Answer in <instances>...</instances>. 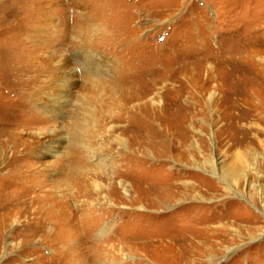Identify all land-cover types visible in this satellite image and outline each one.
<instances>
[{"label": "rangeland", "instance_id": "rangeland-1", "mask_svg": "<svg viewBox=\"0 0 264 264\" xmlns=\"http://www.w3.org/2000/svg\"><path fill=\"white\" fill-rule=\"evenodd\" d=\"M0 150V264H264V0H0Z\"/></svg>", "mask_w": 264, "mask_h": 264}, {"label": "bare ground", "instance_id": "bare-ground-1", "mask_svg": "<svg viewBox=\"0 0 264 264\" xmlns=\"http://www.w3.org/2000/svg\"><path fill=\"white\" fill-rule=\"evenodd\" d=\"M90 16H88V18H89ZM253 55V54H252ZM93 58V57H92ZM242 59V58H241ZM51 60V59H50ZM46 61V60H45ZM52 65V64H51ZM68 75V74H67ZM72 76V75H71ZM72 80V79H71ZM125 80L123 79V80H121V81H118V84L121 86V84H122V82H124ZM70 83V82H69ZM64 84H66V83H64ZM71 84H72V82H71ZM207 84V83H206ZM52 86H55V84H53V85H51V88L50 89H45L44 88V90L43 91H41V92H39V93H37V98H38V102L39 103H41V106H43V108H46L47 110H49V111H51V113L52 114H54V115H60V110L62 109L61 107H62V101H63V99H64V97L62 96V95H64L63 94V91H62V88L64 87H62L61 88V91L60 90H58V89H56L55 87H53L52 88ZM196 88V87H195ZM199 91V90H198ZM206 91H208V90H206ZM200 93V92H199ZM216 93H211L210 95H209V100L211 101L212 99H213V97H214V95H215ZM206 95H207V93H206ZM206 97V96H205ZM38 103V104H39ZM201 104V103H200ZM46 111V110H45ZM50 113V114H51ZM221 113V112H220ZM258 116V115H257ZM256 117V116H255ZM243 122V121H242ZM260 129H261V127H260ZM21 138V137H20ZM39 138V137H38ZM48 139H46V138H44V139H38V142H39V140H40V147H42V149L41 150H43V151H40V152H44V153H40V157H38L40 160H45V159H47L48 157H52V156H54L55 155V150H56V147H55V141L57 140V138H56V136L54 137V132H51L49 135H48V137H47ZM9 140V139H8ZM12 140H14V139H12ZM6 141V140H5ZM121 141V140H120ZM5 144V143H4ZM39 144V143H38ZM53 144H54V147L52 148V146H53ZM3 148V147H2ZM31 148V147H30ZM5 150V149H4ZM4 150H0V164H2L3 163V160L5 161V158H6V153H5V151ZM6 151H7V149H6ZM55 151V152H54ZM8 156V155H7ZM28 165V164H27ZM44 165H45V163H37V166L38 167H44ZM29 168V167H28ZM32 168V167H31ZM236 170H237V168L235 167V166H233L232 167V169H231V171L229 172V174L230 175H234V174H236ZM41 172V171H40ZM84 172L83 171H81L80 172V170L78 169V166L77 167H72L70 170H69V178H70V180L72 181L73 180V182H72V184H73V186L74 185H76V189H77V191H75V192H72V188H73V186L71 187H68V190L66 191V193L64 194V195H61V196H59V198H53V199H56V200H54V201H56L55 203V208L56 207H64L65 205H66V200H68V199H70L72 196H74L73 198H77V196L79 195V190L81 191L80 192V195L82 194L83 195V193H82V191H85L86 190V188H87V185H86V182L88 181V179H87V181L85 180V176H87V175H85V174H83ZM53 174V173H52ZM241 175V174H240ZM45 177V176H44ZM232 177H234V176H232ZM87 178V177H86ZM70 181V182H71ZM71 184V185H72ZM41 186V185H40ZM97 188V187H96ZM101 190V189H100ZM78 192V193H77ZM124 192L125 193H128L129 192V188L128 187H125L124 188ZM84 193H86L87 194V192L85 191ZM43 196V195H42ZM34 197V196H33ZM46 200V199H45ZM52 200V199H51ZM58 200V201H57ZM74 201V200H73ZM31 202V201H30ZM29 202V203H30ZM38 202V201H37ZM50 205V204H49ZM41 207V206H40ZM49 207V206H48ZM71 208V207H70ZM33 209V208H32ZM44 209V208H43ZM45 210V209H44ZM43 210V211H44ZM43 211H42V213H43ZM52 211H54V209L52 210ZM72 211V210H71ZM70 213H72V212H70ZM17 214V213H16ZM60 215V214H59ZM76 215H77V213H76ZM18 216H19V214H18ZM41 216H42V214H41ZM81 216V215H80ZM92 216V215H91ZM10 217V216H9ZM31 217V216H30ZM79 217V216H78ZM89 217V216H88ZM85 218V217H84ZM90 218V217H89ZM93 218V217H92ZM25 219V218H24ZM88 219V218H87ZM45 220V219H44ZM95 220V219H94ZM1 221H2V219H1ZM20 221V220H19ZM59 221V220H58ZM6 222H8L6 219L4 220V223H5V225H6ZM72 222V221H71ZM95 222H96V220H95ZM50 223H51V221H50ZM82 223H84V222H82ZM86 223V222H85ZM77 224V223H76ZM80 224V223H79ZM4 225V226H5ZM72 225V224H71ZM81 225V224H80ZM70 227V226H69ZM86 227V226H85ZM90 227H91V225H90ZM89 227V228H90ZM74 228V227H73ZM109 226H107L106 228H104L103 230H101V232H100V234H102V235H106V233L108 234V232H110V230H109ZM67 229V228H66ZM75 229V228H74ZM86 229V228H85ZM2 230V229H1ZM46 230V229H45ZM88 230V229H87ZM86 230V231H87ZM53 231V230H52ZM82 231V230H81ZM90 231V230H89ZM100 231V230H99ZM67 232L69 233V234H71V230H70V228H68L67 229ZM74 233V232H73ZM84 236V235H83ZM95 239V238H94ZM90 240V239H89ZM92 240V239H91ZM45 242V241H44ZM86 243V242H85ZM88 243V242H87ZM74 244V243H73ZM97 244V243H96ZM93 245V244H92ZM100 247V246H99ZM101 248V247H100ZM73 250V249H72ZM95 250V249H94ZM77 252V251H76ZM79 252V251H78ZM71 255V254H70ZM76 259V258H75ZM74 261V260H73ZM74 262H76V261H74Z\"/></svg>", "mask_w": 264, "mask_h": 264}]
</instances>
